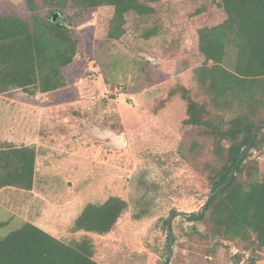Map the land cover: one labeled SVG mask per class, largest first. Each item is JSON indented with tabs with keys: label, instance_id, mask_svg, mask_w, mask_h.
Wrapping results in <instances>:
<instances>
[{
	"label": "rangeland",
	"instance_id": "374dc122",
	"mask_svg": "<svg viewBox=\"0 0 264 264\" xmlns=\"http://www.w3.org/2000/svg\"><path fill=\"white\" fill-rule=\"evenodd\" d=\"M200 2L205 0H154L173 14V22L147 41L129 37L124 43L103 37L105 23L97 10L73 16L77 9H68L73 16L69 24L82 38L80 52L63 69L69 86L36 95L20 89L0 94V145L34 143L38 148L33 189L0 191V235L31 221L66 242L89 237L101 264H164L169 251L164 220L173 210L199 212L211 195L201 200L209 190L204 163L213 159L212 144L200 129L184 123L188 113L180 93L169 96L184 86L193 98L208 102L195 79L194 69L201 65L196 44L171 46L174 33L187 23L186 11ZM112 10L106 8L102 17L111 16ZM25 11V0H0V14ZM222 16L214 6L201 18L213 23ZM234 62L231 48L225 65L233 68ZM194 141L199 143L196 154L182 149V143ZM189 153L193 160L183 157ZM247 156V162L262 167L264 154L251 149ZM160 159L170 165L176 190L170 192L168 180L158 189L163 194L159 197L142 188L140 177L160 183L165 169ZM202 181L195 196L191 187H181ZM112 195L129 202L112 231L71 230L88 202L100 203ZM140 197L153 199L148 215L137 220L133 214ZM172 227L177 240L169 264H235L233 244H216L206 223L177 215ZM257 256V264H264V252Z\"/></svg>",
	"mask_w": 264,
	"mask_h": 264
},
{
	"label": "trees",
	"instance_id": "16d2710c",
	"mask_svg": "<svg viewBox=\"0 0 264 264\" xmlns=\"http://www.w3.org/2000/svg\"><path fill=\"white\" fill-rule=\"evenodd\" d=\"M25 2V12L0 14V94L20 89L36 95L69 86L63 69L73 63L82 47L81 36L69 22L80 12L97 10L105 23L103 37L120 43L129 37L147 41L159 35L174 18L172 13L158 8L154 0ZM214 6L223 13L222 19L208 23L201 17ZM70 7L77 9L73 16L68 14ZM106 8H112V14L102 17ZM54 13L59 14L56 22L51 18ZM186 15L187 23L177 35L174 33L171 46L180 41L196 44L201 65L194 69L195 79L208 102H199L184 86L171 90L169 96L180 93L188 113L184 123L200 129L212 144L213 159L204 163L209 190L201 200H206L232 178L242 150L252 140L256 128L264 123V0H205L187 10ZM231 48L235 56L233 68L225 65ZM198 146L194 141L189 145L182 143L181 147L196 154ZM252 149L264 154L262 129ZM190 153L183 154L185 160L195 158ZM37 157L34 143L0 145V191L10 187L32 190ZM247 158L242 159L230 184L212 198L202 217L193 220L183 216L191 222L206 223L216 244H222L220 240L232 243L238 249L235 264L247 253L246 264H257V253L264 252V161L260 167L247 162ZM160 163L165 168L159 173L160 183L145 175L140 177L142 188L146 192L155 190L159 197L163 194L158 189L168 180L170 192L176 190L170 165L164 159ZM202 183L205 182H185L178 187L185 191L191 187L189 193L195 196ZM152 199L137 200L135 219L148 215L147 205ZM128 207L129 202L116 195L100 203L88 202L74 219L71 230L107 234ZM164 224L168 227V219ZM94 254L89 237L66 242L31 221L0 235V264H101Z\"/></svg>",
	"mask_w": 264,
	"mask_h": 264
},
{
	"label": "water",
	"instance_id": "95a60500",
	"mask_svg": "<svg viewBox=\"0 0 264 264\" xmlns=\"http://www.w3.org/2000/svg\"><path fill=\"white\" fill-rule=\"evenodd\" d=\"M58 16H59L58 13H54V14L52 15L51 18H52L53 21L56 22V21L58 20ZM57 24H58L59 26H63V25H64L63 22H57ZM263 127H264V123L260 124V125L256 128V130H255V132H254V135H253V137H252V140H251L250 143H249V144H248V145L242 150L241 155H240V159H239V161L236 163V165H235V167H234V169H233V175H232V178H231L228 182H226L225 184H223L220 188H218L215 192H213V193L208 197V199H207V201L205 202V204H204V206H203V208H202V210H201L200 213H186V212L181 211V210H173V211L171 212V214H170V216H169V219H168V235H167V243H168V245H169V251H168V255H167V258H166L164 264H169L170 258H171L172 253H173V244H174V239H175V234H174L173 227H172V221H173V218H174L175 216H177V215H180V216H185V217H187V218H189V219L197 220V219H199L200 217L203 216V214L205 213V210H206L208 204L211 202L212 198H213L215 195L219 194L224 188H226V187L230 184L231 180L234 178V176H235V174H236L237 169H238L239 166H240V163H241L242 159H244V158L249 154V152L251 151L255 139L257 138L258 133L261 131V129H262Z\"/></svg>",
	"mask_w": 264,
	"mask_h": 264
},
{
	"label": "built area",
	"instance_id": "2783aa9c",
	"mask_svg": "<svg viewBox=\"0 0 264 264\" xmlns=\"http://www.w3.org/2000/svg\"><path fill=\"white\" fill-rule=\"evenodd\" d=\"M232 252H233V254H235V253L238 252V249H237V248H233V249H232ZM247 258H248V253H247L246 256L240 261L239 264H246V260H247Z\"/></svg>",
	"mask_w": 264,
	"mask_h": 264
}]
</instances>
